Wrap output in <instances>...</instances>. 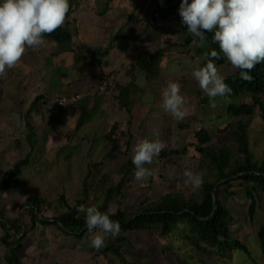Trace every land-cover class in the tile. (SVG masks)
I'll list each match as a JSON object with an SVG mask.
<instances>
[{
    "label": "trees",
    "instance_id": "1",
    "mask_svg": "<svg viewBox=\"0 0 264 264\" xmlns=\"http://www.w3.org/2000/svg\"><path fill=\"white\" fill-rule=\"evenodd\" d=\"M181 2L182 0H159L157 7L162 9V15L152 13L148 14V18L142 16L144 24L141 32L131 36L121 34L137 44L145 40L150 43L143 47L137 46L138 53L131 66L133 76L127 78L128 82H123L117 77V82L100 93L111 95L121 108L122 114L127 116L124 123L114 120L108 129L107 135L117 139L115 150L118 152L115 154L112 173L105 172L103 158L96 160L92 157L96 148L94 146L87 157L88 171L82 178V187L75 197L74 206L68 202L65 194L57 197L55 203L47 198L31 195L21 204L22 210L18 214L8 212L6 203L2 200L5 199L4 194L8 198L6 193L13 186L23 183V168L29 163L30 153L14 160L13 167H9L0 175V242L3 250V257L1 254L0 257L6 264H26L20 253L22 249H26L25 238L37 230L46 231L48 237L57 241L71 235L80 243L87 240L85 245L95 252L104 264H142L132 256L127 244L131 242L130 235L151 233H156L158 241L166 250L171 251L176 264H245V257L250 258L253 264H259L251 246L234 235L232 225L236 216L228 203L230 197L236 198L244 194L248 218L252 221L264 203V153L261 160L256 159L250 137V116L258 114L264 122V62L258 63L251 70V80H242L240 69L234 68L220 52L219 45L213 41L212 32L205 33L201 41L199 37H193L187 31L179 12ZM138 15L140 12L132 9L123 26L127 25L130 17ZM153 21L159 26L153 27ZM120 31L116 34H120ZM72 34L70 29L61 27L50 35H45L44 39L69 44ZM158 38L167 39L169 43L160 46L156 41ZM213 50L219 53L217 57H212ZM182 53L190 56L192 61L199 62L200 66H204L211 59L219 74L224 77L225 83L232 89V92L225 96L241 97L240 105L228 107V111L236 116L234 127L231 129L222 126L215 133L204 127L195 131V137L200 140V144L194 150L190 163L194 165L192 171L202 175L203 182L198 188L193 190L185 181L180 182L177 186L165 188L156 199L137 203L130 212L123 208L112 210L106 204L118 202L119 197L131 188L129 172L135 171V165L132 163L134 144L155 133L149 129L147 123L139 125L136 133L131 129L135 125V117L131 111L134 101L147 93V88L138 82L139 74L160 77L165 57ZM135 67L139 69L138 72L133 71ZM23 70L19 67L17 74ZM6 73L10 74L7 68L3 76ZM8 78H11V83L6 86H23L17 84L11 74ZM162 79L168 80L170 77ZM247 94H251L250 99L245 98ZM41 97L37 95L32 106L36 105ZM83 97L84 94L79 103L83 101ZM65 107H62L59 113H62ZM192 117L197 119L196 115ZM83 119L84 115L77 121L76 130L82 126ZM29 126L33 130L30 123L27 124V127ZM177 126L179 129H189L190 123L180 122ZM229 130L228 140L212 144L218 132ZM165 132L170 131L166 129ZM190 149L189 144H185L182 150L172 152L164 148L160 156L164 159L165 166L176 165L178 171L183 174L185 167L179 162ZM173 155L177 158H172ZM48 203L49 206L46 205ZM80 205L95 206L101 212L108 213L113 221L119 222V234L99 233V229L89 232L85 224V213L77 211ZM46 207H62L67 210L47 216ZM42 228L44 230H41ZM98 233L104 235V243L100 248H95L92 246V240ZM257 235L264 253V222L260 224ZM172 237L187 244L190 252L186 253V256L173 250V244L169 242ZM26 251L24 253L27 255Z\"/></svg>",
    "mask_w": 264,
    "mask_h": 264
},
{
    "label": "rangeland",
    "instance_id": "2",
    "mask_svg": "<svg viewBox=\"0 0 264 264\" xmlns=\"http://www.w3.org/2000/svg\"><path fill=\"white\" fill-rule=\"evenodd\" d=\"M106 1L98 0V7H101V4ZM158 3L159 0H110L108 5L104 4V7L109 9L106 17L112 18L111 22L103 19L98 21V24L95 21L90 22L88 25L85 16L87 14V18H90L91 10L87 8L84 11L87 5L85 0H77L73 18H79L81 16L83 23L76 29V32L75 22L68 26V29L73 32L69 46L73 49L79 43L81 46L87 45L91 49H104V51L109 50L110 46L114 47V56L118 57V55H121L126 59L124 62L116 64V69L123 74L130 65L127 63L128 59L130 60L132 58L125 51L136 55L138 53L137 46L143 47L145 42H140L139 44L133 40L126 42L125 37L122 35L131 36L141 32L144 24L142 16L148 18V14L152 13L162 15L163 11L157 7ZM132 9L139 11L140 15L130 17L127 25L123 26L127 17L131 15ZM152 26L158 27L159 24L153 21ZM98 28L104 31H100ZM119 30H121L120 34H116ZM77 31H80L79 36ZM156 41H158L160 46L169 43L164 38H158ZM46 43L51 44L53 50L62 53V44L48 40ZM39 48L32 49L34 51L26 49L18 64L24 63L26 66L28 64L27 58H32L40 54H42V57L35 56L33 60L39 61L40 64L49 62L51 54L48 53V48L43 47V50ZM84 48L81 49L82 52H86ZM93 55L95 59L98 58L97 53L93 52ZM100 59H102L99 63L100 67L94 72L93 76L89 77L81 73V79L71 84L73 89L76 86L78 87V92L81 91L79 94H84L83 101L77 106H66L62 113H53L51 111V103L49 102L50 114L45 111L38 113H35V110L32 111L30 116L35 113L32 119L39 121V124L35 125L36 131L32 130L31 139H29L27 134L29 130L22 121L18 125L16 119H14L15 123L11 125L7 119H10L11 115L15 116L19 111L16 108H20V100H25L23 104L25 109L30 107L29 95L31 93L36 95L35 87L38 84L34 83L32 85V91L29 94H26V84H31L36 74L31 68L21 71L17 74L20 80L16 81V83L21 84L22 80L26 84L23 87L15 88L6 85L11 80L8 77H10V74L13 76L18 64L13 68H7V72L10 74L6 73L0 81V175L9 167H13L12 162L14 160L23 158L26 154L30 153L29 163L23 168V183L13 186L6 193L8 198L4 194L5 199L2 200L6 203V210L11 214H18L22 210L21 204L31 195L47 198L55 203L57 202V197L65 194L68 202L73 206L75 205V197L82 187V178H84L88 171L87 157L81 152V142L86 137L94 140L89 152L91 153L93 147H96L92 157L96 160L103 158L105 172H113L115 167L114 158H116L115 154L118 152L115 150L117 139L107 135L109 134L108 129L111 128L114 120H119L120 123H124L127 116L122 114V110L118 104L109 103L105 95L100 96L101 90L98 87L100 71L102 68L110 69L113 66L111 60H105L103 56ZM91 60L95 63L94 59ZM65 61H69V58L64 59V56H61L57 63L61 65ZM71 61H74L72 55ZM198 65L200 66L199 62L192 61L190 56L182 53L176 54L173 57H165L160 70V77H149L144 73L139 74L138 82L147 88V93L142 98L134 101L131 110L135 117L134 128H131L134 133L138 131L137 127L139 125L147 123L150 130L159 133L158 136L155 134L149 135L147 139H160L166 144L165 148L168 152L177 149L182 150L185 144L190 145L191 149L186 152L183 159L179 162L182 163V167H185V170H192L194 167L190 163V158L193 157L194 150L200 144V140L195 137V131L202 127L214 133L222 126H228L232 129L236 116L228 111V107L242 103L241 97L217 96L215 98L216 107L212 108L209 97L201 90L198 82L192 76L193 70ZM88 69L85 64L81 65L83 72L88 73ZM79 71L76 68L74 74L76 76L79 75ZM133 71L138 72L139 69L135 67ZM162 77H170V79L166 80L162 79ZM169 81L176 82L180 85V93L186 100L184 107L187 110V115L183 120H177L161 109L162 91ZM10 93L12 94L9 95ZM250 97L251 94L245 96L246 99H250ZM9 103H11V106L5 108ZM108 103L110 104L109 108ZM105 111L106 116L105 114L104 116L106 118L102 117ZM22 112L24 113V111ZM67 115L68 117L66 118ZM83 115L84 124L80 129L76 130L77 119ZM193 115H196V120L193 119ZM164 117L167 119L165 120ZM250 117H252L250 127L251 147L256 159L261 160L264 153V122L258 114ZM56 118L62 119V122ZM180 122H189L190 128L179 129L177 125ZM166 129L170 132H165ZM229 138L230 130L222 133L218 132L212 144L226 141ZM172 158L175 159L177 156L173 155ZM164 162L160 153L154 156L151 164L144 165V167L152 171V175L142 181L135 179V171H130V190L126 194L121 195L118 202L108 203L106 205L112 210L123 208L127 212H130L137 203L156 199L162 194L165 188L177 186L180 182L185 181L184 175L178 171L176 165L169 164L165 166ZM9 198H12V200ZM244 202V194L236 198H229L228 204L236 216L232 230L235 236L240 237L251 246L259 264H264V253L257 235L260 224L264 222V203L252 221L248 218L247 208ZM46 205L49 206V203ZM61 210L67 209H62V207H46L45 213L47 216H52ZM41 230H44V228ZM29 236L32 239L29 240ZM47 237L46 231L37 230L25 238L26 249H22L20 254L26 264H104L95 255V252L91 251L85 245L87 240L80 243L76 238L73 239L72 235L64 236L61 241ZM130 238L131 242L127 246L131 250L132 256L142 264H176V261L173 260V254L170 250H166L158 241L156 233L147 235L140 234L138 236L130 235ZM169 242L173 244V250L185 256L186 253L190 252L187 244L175 237H172ZM25 250H27V255L24 253ZM0 254L3 257L1 242ZM244 261L245 264H253L248 257H245ZM0 264L3 263L0 262Z\"/></svg>",
    "mask_w": 264,
    "mask_h": 264
},
{
    "label": "clouds",
    "instance_id": "3",
    "mask_svg": "<svg viewBox=\"0 0 264 264\" xmlns=\"http://www.w3.org/2000/svg\"><path fill=\"white\" fill-rule=\"evenodd\" d=\"M109 1L102 3L101 7L107 2L108 5ZM76 2L77 0H0V77L4 75L6 68H13L21 61L26 49L44 46L48 40L44 39L45 35H50L61 27L67 29L73 22L76 23V32L83 23L81 16L73 18ZM85 2L87 5L84 11L90 9L88 0ZM107 12L109 9L104 7L102 13L107 16ZM179 12L182 23L193 37H199L203 41L204 34L212 32L213 41L219 45L220 52L234 68L240 69V78L252 79L249 75L251 70L258 63L264 62V0H182ZM85 18L89 25L90 22L97 21L99 16L91 10V17L87 18L86 14ZM56 43L65 45L61 41ZM77 47L82 46L78 43ZM211 55L217 57L219 53L213 50ZM192 76L209 97L212 108L216 107L217 96L232 92L211 59L204 66L198 65ZM185 104L180 85L169 81L162 91V109L173 118L183 120L187 115ZM154 134L159 135L158 132ZM165 147L166 144L158 138H144L134 144L132 163L135 165L136 180L142 181L152 175V171L144 165L151 164L153 157ZM183 175L185 184L191 185L193 190L203 182L202 175L190 169H186ZM77 211L85 213V224L89 232L99 229V233L119 234V222L113 221L108 213L101 212L95 206L84 205H80ZM99 233L92 240L95 248H100L104 243V235ZM1 263H5L3 259Z\"/></svg>",
    "mask_w": 264,
    "mask_h": 264
},
{
    "label": "crops",
    "instance_id": "4",
    "mask_svg": "<svg viewBox=\"0 0 264 264\" xmlns=\"http://www.w3.org/2000/svg\"><path fill=\"white\" fill-rule=\"evenodd\" d=\"M97 1L98 0H88V5H89L90 9L93 10L99 16V19L97 20V24H98V21H101L103 19H106L108 22H111L112 19L109 17H106L102 13L104 10V7H98ZM90 26H92V25H90ZM97 27H98V25H97ZM99 30L104 31L102 29H99ZM78 32H80V31H77V33ZM125 40H126V42L130 41V39H128V38H125ZM117 42H119V41H117ZM149 43H150L149 40H145V43L143 44V46H146ZM43 47H47L48 53L51 54V56L49 58V62L40 64L39 61L33 60V58L35 56L42 57V54L35 55L32 58H27L28 64L26 66L24 65V63L18 64L17 68L14 70V73H13V78L15 79V81L20 80V78L17 76V69L19 67H22L24 70L27 68H31L36 74V77L33 79L31 84H26L24 81L21 80V82H22L21 84L22 85L26 84V86H27L26 94H29V92L32 91V85L34 83L38 84L35 87L36 95L33 93H31L29 95L30 107L25 109L23 106V104L25 103V100H20V102H21L20 108L21 109L16 108V109H19V111L16 114L20 115V117H21L20 120L26 125V127H27V124L30 123L31 126L33 127V131H36L35 125H38L39 121L32 119V116L34 117V114L38 113L40 111H45L48 114H50L49 102L51 103V100L56 96L72 95L75 93H81V91L78 92L79 90H78L77 86L75 89H73L71 87L72 82L80 80L82 77V76H80L81 73H83L84 75L89 76V77L93 76L94 72H96L100 67L99 63L102 61V59H100V58H102V56L105 57V60H108V59L111 60L113 66L110 69H103L102 68L100 71L101 74L102 73H108L111 71H116L119 75V79L122 80L123 82H128L127 78H131V76H133L131 66H132V63L134 62L133 58L135 57V54H132L130 52L125 51L126 54L130 55L132 58H130V60L128 59L127 63L130 65L128 66L127 71L122 74L116 69V64L124 62V60H126V59L123 58L121 55H118V57H115L113 54L114 47H112V46L109 47V50L104 51V49L103 50L91 49L89 46L85 45L83 47H85L84 50L86 52H88L87 54H86V52L81 51V49L83 47H75V50H73L70 48L68 43L63 45L62 53L57 51V50H53V46L51 44H48V43H46L44 46H41L39 49L43 50ZM28 49L31 51H34L30 48H28ZM38 50H36V51H38ZM93 52L98 54L97 59H95L93 57L94 56ZM71 55L73 56L74 61H71ZM100 55H102V56H100ZM61 56H64V59L69 58V61H65L63 64L59 65L57 63V61L60 59ZM91 59H94L95 63L92 62ZM84 64H85L86 68H89L88 73H85L81 70V65H84ZM76 68L78 70H80L79 75H77V76L74 74V71L76 70ZM89 77H87V78H89ZM123 78H124V80H123ZM10 83H11V81L8 82V84H10ZM161 86H162V84H161ZM21 87H23V86H21ZM162 88H163V86H162ZM19 90H21V89H19ZM11 94L12 93H10L9 95H11ZM37 95H41L42 97L39 99V101L36 103V105L32 106V102H34ZM103 95L107 96L109 103H111V104L117 103L111 95H109V94H103ZM103 95H100V96H103ZM11 103H9L7 106H5V108L10 107ZM109 103H108V108L110 105ZM33 110H35L34 111L35 113L30 116V114L32 113ZM22 111H24V113ZM104 114L106 116V111L102 115V117L106 118L104 116ZM68 115L66 116V118L68 117ZM14 119H16L15 116L11 115V118L7 119V121H9V123L12 125L13 123H15ZM56 119L58 121L62 122V119H60V118H56ZM78 120H79V118L77 119V121ZM20 124H21V122H20ZM83 124H84V121H83ZM83 124H82V126H83ZM61 126H62V123H61ZM27 128L29 130L27 134L29 136V139H31L32 128L30 126Z\"/></svg>",
    "mask_w": 264,
    "mask_h": 264
},
{
    "label": "built area",
    "instance_id": "5",
    "mask_svg": "<svg viewBox=\"0 0 264 264\" xmlns=\"http://www.w3.org/2000/svg\"><path fill=\"white\" fill-rule=\"evenodd\" d=\"M118 73L115 71L103 73L99 77L98 87L101 92L107 90L111 85L117 82ZM82 94H72V95H61L56 96L51 100V111L53 113H59L61 108L64 106H77L82 98ZM63 102L64 104L60 103Z\"/></svg>",
    "mask_w": 264,
    "mask_h": 264
},
{
    "label": "water",
    "instance_id": "6",
    "mask_svg": "<svg viewBox=\"0 0 264 264\" xmlns=\"http://www.w3.org/2000/svg\"><path fill=\"white\" fill-rule=\"evenodd\" d=\"M16 122L18 125H20V115L16 114L15 115ZM94 143V140L89 139V137H86L82 142H81V152L85 157L89 156L90 149L92 147V144Z\"/></svg>",
    "mask_w": 264,
    "mask_h": 264
}]
</instances>
